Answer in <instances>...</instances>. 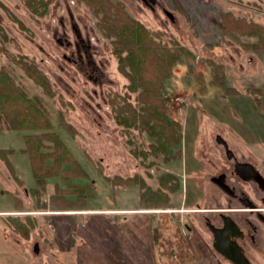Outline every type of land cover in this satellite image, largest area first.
Returning <instances> with one entry per match:
<instances>
[{
	"label": "rangeland",
	"instance_id": "rangeland-1",
	"mask_svg": "<svg viewBox=\"0 0 264 264\" xmlns=\"http://www.w3.org/2000/svg\"><path fill=\"white\" fill-rule=\"evenodd\" d=\"M36 1L0 0V72L52 125L50 130L0 129V149L15 171L0 157V208H18V214H0V264H105L98 240L79 250L71 236L75 227L71 231L69 225L112 218L93 212L101 206L141 208L120 215L157 228L158 264H234L212 246L204 218L213 215L197 209L217 208L215 197L225 202L210 179L229 165L217 135L239 157L252 151L254 158L264 160V94L257 90L264 88V48L245 47L257 36L222 30L224 12L264 27V0H109L129 18L163 31L157 38L182 52L161 87V116L180 121L183 132L168 154L153 153L155 138L120 120L123 113L132 121V109L140 122L149 113L141 89L131 90L129 77L119 68L115 37L100 26L103 11L88 0H44L47 8L35 11L31 5ZM144 68L147 78L157 74ZM34 70L45 76L48 90L31 74ZM16 95L9 109L5 104L9 115L26 110ZM3 116L0 127L5 128ZM41 131L57 133L87 174L47 176L39 188L25 135ZM45 144L44 152L60 150L52 139ZM52 160L47 159L49 164ZM168 173L178 182L175 191L162 183ZM142 185L160 192L159 201L144 204ZM37 187L39 193L33 191ZM57 219L59 232L52 226ZM17 221L29 228L27 238ZM179 230L193 256L185 263L179 255ZM245 248L252 264H264V250L249 243Z\"/></svg>",
	"mask_w": 264,
	"mask_h": 264
},
{
	"label": "trees",
	"instance_id": "trees-1",
	"mask_svg": "<svg viewBox=\"0 0 264 264\" xmlns=\"http://www.w3.org/2000/svg\"><path fill=\"white\" fill-rule=\"evenodd\" d=\"M88 2L92 3L98 10L103 11L104 15L101 18L102 22L100 26L104 28L108 36L115 37L113 43L117 48V54H119V68L122 73L129 77V88L131 90L136 91L137 89H141L142 94L140 97L144 104L143 108L146 110V113H149L148 117L143 116V120L140 122L137 120L138 113L136 109L131 108L133 120L128 122L126 115L120 113L121 122L130 127L131 125H136V127L140 126L139 128L152 135V137L155 138V141L151 145L153 153L168 154L169 148L182 141L183 132L182 123L180 121L172 120L170 122L161 116V110L163 108V105L160 103V96L162 94L161 87L164 79L170 75L172 66L179 60L182 52L174 50L175 46L172 47L170 44L163 43L157 38V35L163 31L151 30L142 22L129 18L125 11L122 10L121 6L111 3L109 0H88ZM48 3L49 1L37 0L31 6L36 11L41 6H44L46 9ZM44 12L45 10L42 13ZM222 21L223 32H239L250 36H257L258 41L252 45L248 43L245 47H254V49L264 48V27L261 25L245 21L244 19H238L231 12H224ZM176 46L178 50H182L179 48L181 45L176 43ZM125 51L126 55L124 54ZM25 66L28 70L30 69L28 65ZM145 66L152 67L153 72L157 73L154 78H147L144 75ZM30 72L32 75L34 74L33 76L39 83L48 90V81L45 76L42 73L36 74L35 70ZM10 80L11 79H9V76L4 71L0 72V115L2 118L4 117L3 115H5L6 120H8L6 127H0V129H52V125L46 119L44 113L39 111L35 106L27 104L28 100L23 93L14 90ZM257 90L264 94V88ZM13 95H16L18 100L21 99L23 101L26 105V110L22 112L12 110L13 115H9L7 114L8 111L5 108V104L7 108L8 106L10 107L9 103H11V98L14 97ZM123 109L125 108L121 106L119 111H123ZM63 125L71 130V127H69L70 125L68 126L67 123L63 122ZM25 138V150L30 154L35 179L37 184L41 186L39 188L44 186L47 176L62 175L65 178H69L71 176H83L87 174L70 150L60 140L57 133L41 131L40 133L27 134ZM51 139L60 150H57L55 153L42 151V148L46 146L45 140ZM6 154L5 150L0 149V157L6 161L10 172L15 175L14 168ZM49 157L53 158L51 164L47 161ZM68 164L71 166L66 167ZM162 183H165V186L169 190H177L178 182L175 181V177L171 173H168L164 177ZM142 186L144 187L141 193V199L144 204L153 198L157 199L156 202H158V199L162 197L160 192H155L148 187L146 188L145 185ZM39 188L37 187L33 189V191L39 193ZM85 188V186L81 187V189ZM17 201L16 199V202ZM17 229L24 237L27 238L29 236V228L22 222L17 221ZM157 231V228L153 229L155 239L159 237L158 234H156ZM173 240L174 239L171 237H168L166 241L172 244V242H174ZM178 240L181 261L185 263L193 259L191 253L186 249L188 245L185 243L184 235L180 233V230Z\"/></svg>",
	"mask_w": 264,
	"mask_h": 264
},
{
	"label": "flooded vegetation",
	"instance_id": "flooded-vegetation-1",
	"mask_svg": "<svg viewBox=\"0 0 264 264\" xmlns=\"http://www.w3.org/2000/svg\"><path fill=\"white\" fill-rule=\"evenodd\" d=\"M216 139L224 147L229 165L210 179L222 191L225 202L215 197L217 208L197 211L213 215L204 219L216 251L234 264H252L247 243L264 250V160L254 158L252 151L246 158L239 157L220 134ZM185 226L191 230L189 224Z\"/></svg>",
	"mask_w": 264,
	"mask_h": 264
},
{
	"label": "crops",
	"instance_id": "crops-1",
	"mask_svg": "<svg viewBox=\"0 0 264 264\" xmlns=\"http://www.w3.org/2000/svg\"><path fill=\"white\" fill-rule=\"evenodd\" d=\"M8 177L11 179L9 173ZM17 209L16 206L12 208H0V214H18L14 213ZM99 209L101 210L93 212L100 214L110 213L113 217L110 219L101 218L93 220L92 223H85L84 220H73L69 224L72 227L71 231L75 227L73 230L74 234L71 235L70 233V235L72 236L73 243L78 240L77 247L79 250L82 251V248H85V244H90V241L94 243L98 240L100 247L98 246L97 248L103 251L105 264H158L154 249L153 227L151 226L152 228L149 227L148 229V227L144 226L146 221H140L138 218L135 219L130 216L121 217L122 213L131 214L132 212L141 211L139 206H129L126 208L121 206H101ZM53 213L60 215L62 212L54 211ZM28 214L33 213L30 212ZM36 214L38 213L36 212ZM69 214L74 215L78 213L70 211ZM59 224L60 219H57V222H53L54 231H60ZM81 245L82 247H80ZM77 256L78 258L81 256L79 252Z\"/></svg>",
	"mask_w": 264,
	"mask_h": 264
},
{
	"label": "water",
	"instance_id": "water-1",
	"mask_svg": "<svg viewBox=\"0 0 264 264\" xmlns=\"http://www.w3.org/2000/svg\"><path fill=\"white\" fill-rule=\"evenodd\" d=\"M241 256H243V255H241Z\"/></svg>",
	"mask_w": 264,
	"mask_h": 264
}]
</instances>
